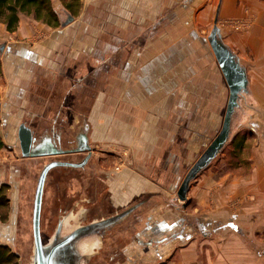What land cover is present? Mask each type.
<instances>
[{
    "label": "crops",
    "instance_id": "obj_1",
    "mask_svg": "<svg viewBox=\"0 0 264 264\" xmlns=\"http://www.w3.org/2000/svg\"><path fill=\"white\" fill-rule=\"evenodd\" d=\"M81 2L83 11L79 16L73 15V21L66 26L61 22V29L43 21L35 22L38 23L36 28L28 17L21 14L18 29L10 34L6 25L0 22V36L17 37L15 43L7 44L5 49L14 46L9 54L6 52L7 57L1 58L0 92L9 90L6 84L9 70L13 78L18 79L19 87L13 89L20 88L21 95L33 84L36 88L46 84L55 86L58 94L53 98L54 103L67 93L73 105L87 112L92 146L102 149L99 154L106 157L101 162L105 166L111 164L107 171H101V180L107 189V203L119 211L136 199L161 194L164 200L157 204L153 215L136 218L141 236L151 226L154 230H161L157 234L163 237L177 224V217L171 209L164 207V203L166 198L174 196L178 181L182 179L180 166L184 156L178 152L189 147L197 149L204 143L205 128L209 126L204 121V110H209L206 114L219 116L221 105L215 97L221 101L226 92L229 95L224 89L225 78L220 89V67L205 34L211 29L210 17L240 16L247 5L257 7L260 23L254 34L258 36V51L264 54V15L261 13L264 0ZM181 15H188V18L179 20ZM58 16L61 19L66 17L65 20L68 17ZM173 27L177 29L173 30ZM41 30L50 33L47 37L43 33V37L39 35L33 46L20 41ZM220 33L224 44L245 69L251 93L262 104V81L256 80L248 69L244 52L248 48L240 40L236 41L237 37L234 36L231 42L223 36L221 29ZM113 38H117L116 45L107 46V41L101 42ZM204 52L211 58L210 67L217 72L216 88L212 90L214 97L211 98L208 97L209 86L206 91L204 89ZM12 55L18 56V61ZM206 82L210 84L213 80ZM28 98L27 107H30ZM39 99L37 97V103ZM205 100L211 101L206 107ZM47 106L48 102L41 113ZM173 164L177 171L171 170ZM262 165L243 183L234 179L229 185L234 193L242 190L249 198V204H253L248 206L251 209L245 206L246 213L257 209L264 212V163ZM197 182L190 186L187 198L201 203L204 196L199 195ZM205 224L211 225L210 221ZM146 235L153 233L150 231Z\"/></svg>",
    "mask_w": 264,
    "mask_h": 264
},
{
    "label": "rangeland",
    "instance_id": "obj_2",
    "mask_svg": "<svg viewBox=\"0 0 264 264\" xmlns=\"http://www.w3.org/2000/svg\"><path fill=\"white\" fill-rule=\"evenodd\" d=\"M51 4L57 15L51 17L50 21L42 18V15L22 14L28 17L27 19L32 21L36 28H38V23L35 24V22L43 21L53 28L61 29V22H65L68 17L65 20L66 17L63 16L61 19L58 15L70 13L72 16H79L83 11L82 2L80 5H75L73 10L66 7L65 0H51ZM253 7L247 5L243 15L240 16L224 17L219 15L216 18V15H211V29L206 30L205 34L207 33L206 36L209 39L216 23L223 36L227 37V41L232 42L233 37H237L236 41L240 40L244 47L248 48L247 51H244L247 54L248 69L256 80L261 79L260 88L264 93V54L258 51L260 47L258 36L254 34L259 27L260 11L257 10V7ZM261 13L264 15V10H261ZM185 18H188V15H181L179 20L184 21ZM55 21H57V25H54ZM175 29L177 28L173 27V30ZM40 32L34 33L28 38L23 37L20 41H26L27 44L33 46L34 42H38L39 35L43 37V33L47 37V34L50 33V31L43 32L42 30ZM16 38L15 36L10 38L8 34L0 36L2 50L0 51V74L3 72L1 58L7 57L6 52L8 51L9 54L14 46L5 48L8 43H15ZM260 54L262 55L260 56ZM15 57L18 58V56ZM203 62L204 89L206 91L209 86L208 97L211 98L214 97L212 90L216 88L217 72L210 67L211 58L206 52L203 55ZM219 71L220 89H222L224 76L220 68ZM16 80L18 81L8 70L6 84L7 90H9L7 93H4L5 90L0 92V138L5 142V146L0 148V186L6 187L5 192L10 199L7 219H0V244L7 245L17 255L15 263L12 264H29L33 241L32 211L37 179L44 165L54 158L49 156L23 157L16 136V127L21 118H27L31 111L36 112L40 108L42 112L49 94L54 92L57 96L58 93H56L55 86L46 84L43 87L38 85L36 88L33 84L31 85L33 87L21 95L20 88L13 89L14 86H18ZM207 80H213V83L207 84ZM224 83V89L229 91L225 80ZM248 90L249 92L243 96L240 106L236 108L232 117L231 133L228 140L212 161L190 182L191 186L192 184L196 185L195 183L198 181L197 191L199 195L204 196L203 202L196 203L194 198L191 201L187 198L183 202L174 193L176 205L180 207L172 206V214L177 219L184 216H188V218L186 223L179 222L175 228L167 232L168 234H164V237L167 238L161 242L168 243L159 245L155 243L158 245L156 248L142 246L144 244L142 241L145 239L138 235L137 231L140 230V226L138 222L133 221V217L136 215L134 211L129 218L112 229V232L105 238L103 251L92 259L91 264H264V212L257 209L246 213L245 206L247 209H251L248 206L253 204H249V198L244 196L242 190L234 193V189L229 187L234 179H239L243 183L251 172L257 170L258 166H263L264 163V101L260 104L255 95L251 93L249 86ZM220 95L223 97L221 93ZM24 97L26 98L24 99ZM27 97L30 99L31 106L34 105L33 107L29 105L31 109L27 107ZM37 97L40 98L38 103L36 102ZM228 98V92L224 94V99L221 101L215 97L221 105L219 116L206 114L209 110H204V121L209 124L205 128L204 143L197 149L189 147L185 151L178 152L181 157L184 156L180 166L182 179L220 132ZM210 102V100H205L203 104L206 107ZM31 118L37 120L38 117L34 115ZM93 149L98 152V155L102 150L100 148ZM104 157V155L98 156V160L95 158L92 163L96 165L97 169L94 175L95 186L97 189L102 188L106 191V184L101 180L102 172L107 171V167L111 164L105 166L100 161ZM173 165L170 166L171 170L177 171L178 168ZM85 186L86 181L81 171L67 168L51 170L46 180L42 205L41 232L45 238L51 235L57 221L64 214L56 200L59 199L63 206L65 203L67 206L71 205L73 199L83 197ZM99 198L100 194L96 195L94 200ZM102 201L101 208L88 207L90 211L85 213L80 212L83 208L82 205V208L76 213V217L81 222H86L113 210L106 199ZM206 221H210L209 227L205 224ZM174 231H176V237L173 235ZM139 241L142 242V245ZM105 253H108L109 258L105 256ZM130 255L133 256L132 262Z\"/></svg>",
    "mask_w": 264,
    "mask_h": 264
},
{
    "label": "water",
    "instance_id": "obj_3",
    "mask_svg": "<svg viewBox=\"0 0 264 264\" xmlns=\"http://www.w3.org/2000/svg\"><path fill=\"white\" fill-rule=\"evenodd\" d=\"M73 19L74 17L68 13V19L62 25L68 24ZM209 42L229 87V98L220 132L189 169L177 190V198L183 202L187 200L190 182L212 161L228 140L231 133V120L235 110L240 106L242 97L249 92L245 69L240 65L238 57L222 41L220 29L216 23L209 36ZM80 136L83 143L81 146L69 151L58 149L49 137L35 139L31 129L22 124L19 128L21 154L23 157H40L56 156L70 152L89 151L91 153L92 149L88 137L85 134ZM58 166L77 165L54 160L45 164L40 172L34 194L32 211L33 241L29 264H90L91 260L103 248L104 236L129 218L145 200L113 215L95 218L89 222H81L76 214H65L59 218L53 232L44 241L41 233V217L45 184L49 171Z\"/></svg>",
    "mask_w": 264,
    "mask_h": 264
},
{
    "label": "flooded vegetation",
    "instance_id": "obj_4",
    "mask_svg": "<svg viewBox=\"0 0 264 264\" xmlns=\"http://www.w3.org/2000/svg\"><path fill=\"white\" fill-rule=\"evenodd\" d=\"M106 41L108 42L107 46H110V45L113 46V45L117 44V38H113L110 40L103 39L101 42L104 43ZM94 52H96V50ZM64 95H65V97H63L62 99H60L59 101H56L54 103L52 101H53V98L55 97V93L52 92V94H49V96H48V99H49L47 101L48 106H47L44 113H41V111L39 109H38L39 111L37 110L36 112L31 111L32 114L29 113L27 115V118H25V117L21 118V120L19 121V123L17 124V127H16V136H17V139L19 142L18 143L19 146H20L19 128L22 124H25L27 127H29L31 129L32 135L35 137V139L49 137L50 140L56 145V147L58 149H63V150H68V151L75 149L78 146H81L83 144L81 139H80V137H81L80 135L85 134L88 137L89 144H90L91 149H92L91 153H89V151H84V152H70V153H65V154L56 155V156H49V157L54 158V159H51V161L59 160V161H64V162L76 164L77 166H58L55 168H57V169L58 168L59 169L60 168H67V169H71V170H78V172L81 171L82 175L84 176L85 181H86V186L84 188L85 190L83 193L84 194L83 197H80V198L75 199V200L73 199V202L71 205L69 204L67 206L65 203V205L63 206V204L61 203V201L59 199L56 200L57 205H60L61 212H64L63 215L68 214V213L76 214L78 212V210L82 207L83 208L81 209L80 212H82V213L89 212L90 210L88 209V207L89 208H92V207L101 208L103 206L102 200L106 199V202H107V189H106V191H104L102 188L97 189L95 186V182H94V179H95L94 175H95V171L97 169H96V165L92 162H94L95 158H97V160H98V156H101V154L98 155V152L93 149L95 147L92 146L91 139H90L92 129H91V123L89 122V119L87 116V112H86V110H79L75 105H73L71 103V101L68 100L69 96L67 93ZM242 99H243V97H242ZM34 115H35V117H38L37 120H34L33 118H31ZM94 154H96V155H94ZM63 156H71V157L64 158ZM51 161H49V162H51ZM55 168H53V169H55ZM53 169H51V170H53ZM51 170L49 171L48 176H49ZM182 180L180 179L178 181V184L176 187V194H177V190H178ZM99 194H100V198L98 200H96V199L94 200V197L96 195H99ZM175 199H176V197H174V196L171 199L166 198L165 203H164L165 204L164 207L166 209H168V208L171 209L172 206H175V208L180 207L179 205H176ZM161 200H164V199L161 198V194H159V195H155V196L154 195L144 196V197H141V198L133 201V203L129 204L127 207H129V206H131L137 202L144 201L143 204H141V206H139V208L137 210H135L136 215L134 216L133 221L139 223V220H137L138 218H136V217H139L140 215H144V214H148V216L153 215L156 212L154 210H155L157 204ZM126 208H124V209H126ZM124 209H122V210H124ZM122 210H119V211L118 210H112V211L107 212L105 214H102V216H98L96 218L107 217V216L115 214L116 212H120ZM187 218H188V216H186V217L184 216L182 218L179 217V219L176 220V223H179V222L186 223ZM89 221L90 220H88L86 222H89ZM175 227H176V225H174V227H170V230H172ZM150 231H152L153 235L147 236L146 234H148V232H150ZM111 232H112V230L104 236V241H105V238ZM137 232H140V230ZM146 232L147 233L142 235V236L140 233H138L139 237H142L145 239V241H142L144 243L143 245H142V242L139 241L140 245H142L144 247L154 246L156 248L160 243H162V244L168 243V242H161V241H164L165 238H167V237H164V235H163V237L158 236L157 233L158 232L161 233V230L160 231L154 230L150 226V227H147ZM173 235L175 237L177 236L176 231H174ZM48 237H49V235L45 238V236H43V234H42V238L44 241L47 240ZM155 243H157L158 245ZM104 247H105V245L103 242V248L101 249L99 254H101ZM105 256H108V253ZM108 258H109V256H108ZM132 259H133V256L130 255V261ZM90 264H91V262H90Z\"/></svg>",
    "mask_w": 264,
    "mask_h": 264
},
{
    "label": "trees",
    "instance_id": "obj_5",
    "mask_svg": "<svg viewBox=\"0 0 264 264\" xmlns=\"http://www.w3.org/2000/svg\"><path fill=\"white\" fill-rule=\"evenodd\" d=\"M66 7L73 10L75 5H80L81 0H65ZM35 14L42 15V18L49 21L51 17L57 15L52 7L51 0H0V22L6 25L7 31L14 32L19 25V15ZM55 21L54 25H57ZM1 73V64H0ZM5 146V142L0 138V148ZM4 186H0V219L6 220L10 199L5 192ZM16 254L4 244H0V264L15 263Z\"/></svg>",
    "mask_w": 264,
    "mask_h": 264
}]
</instances>
